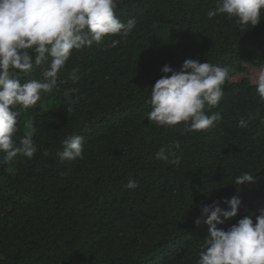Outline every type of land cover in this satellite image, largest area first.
<instances>
[{
	"label": "trees",
	"instance_id": "trees-1",
	"mask_svg": "<svg viewBox=\"0 0 264 264\" xmlns=\"http://www.w3.org/2000/svg\"><path fill=\"white\" fill-rule=\"evenodd\" d=\"M217 4L119 0L115 14L135 18L133 31L73 50L57 86L35 107L18 108L14 139L31 124L37 151L8 163L0 152V264H197L209 227L206 217L194 223L202 205L220 201L228 210L224 201L235 196L237 215H221L217 227L246 215L256 222L264 209V102L251 81L252 69L264 67V18L249 28L227 14L209 18ZM189 58L229 70L219 104L205 109L223 119L206 131L150 123L160 69L179 70ZM47 67L17 75L21 83L39 80ZM250 117L247 128L238 126ZM72 134L84 138L83 159L62 161V141ZM161 147L180 164L156 159ZM245 172L254 182L235 185ZM130 179L136 188L126 187Z\"/></svg>",
	"mask_w": 264,
	"mask_h": 264
},
{
	"label": "clouds",
	"instance_id": "clouds-1",
	"mask_svg": "<svg viewBox=\"0 0 264 264\" xmlns=\"http://www.w3.org/2000/svg\"><path fill=\"white\" fill-rule=\"evenodd\" d=\"M118 3L119 0H0V152L4 153L5 163L18 155L30 159L36 153L35 128L31 124L18 143L14 139L17 117L21 115L18 108L35 107L42 92L50 93L57 86L59 73L73 50L98 44L106 35L127 37L133 31L135 18L122 22L114 11ZM262 9L264 0H218L217 7L207 15L213 18L227 14L235 17L242 28H249L264 18ZM118 42L113 40L111 46ZM30 52L35 53L34 58ZM46 61L48 67L42 71V79L20 82L17 70L29 72ZM76 71L73 69L71 74L73 82L79 80ZM160 71L164 75L150 88L151 111L146 116L150 123L160 127L183 123L186 131H206L223 119L219 112L206 115L205 109L216 107L222 99V86L232 79L227 68L189 58L179 70L165 64ZM252 73L251 84L256 85V93L264 102V67L252 69ZM74 91L68 89L66 94ZM250 119H240L238 126L247 128ZM83 139L79 134L68 135L62 141L59 158L83 159ZM175 148H180L179 143ZM156 159L180 164V157L171 153L170 147H161ZM254 179L253 174L245 172L233 183L239 186ZM126 187L133 189L137 184L130 179ZM224 203L229 205L228 210L220 207V201L202 205L201 216L194 221L198 226L206 217L204 223L209 226L197 264H264V209L259 210L255 223L246 215L224 230L217 227L223 223L221 215L236 216L241 200L234 196Z\"/></svg>",
	"mask_w": 264,
	"mask_h": 264
}]
</instances>
